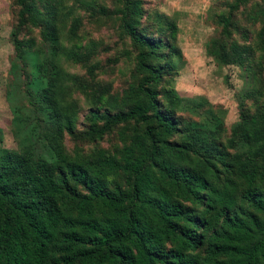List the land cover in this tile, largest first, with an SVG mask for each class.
Returning <instances> with one entry per match:
<instances>
[{
  "label": "trees",
  "instance_id": "obj_1",
  "mask_svg": "<svg viewBox=\"0 0 264 264\" xmlns=\"http://www.w3.org/2000/svg\"><path fill=\"white\" fill-rule=\"evenodd\" d=\"M121 1L120 27L136 48L139 78L125 90L124 109L89 111L85 135L93 140L131 123L128 140L117 158L70 157L52 140L50 158L0 153V264H264V111L239 113L231 134L241 152L233 160L206 129H182L155 89L163 73L153 61L170 45L142 30L140 0ZM244 1L219 18L222 37ZM30 2L15 0L11 42L20 56L18 29L40 25ZM44 30L55 38L49 23ZM222 52L215 47L218 59H226ZM64 129L72 134L68 118Z\"/></svg>",
  "mask_w": 264,
  "mask_h": 264
},
{
  "label": "rangeland",
  "instance_id": "obj_2",
  "mask_svg": "<svg viewBox=\"0 0 264 264\" xmlns=\"http://www.w3.org/2000/svg\"><path fill=\"white\" fill-rule=\"evenodd\" d=\"M30 1L40 25L18 29L20 56L11 42L15 0H0V153L50 158L52 140L70 157L117 158L131 123L93 140L85 132L89 111L124 109L125 90L139 78L136 48L120 27L122 1ZM140 1L142 30L170 45L162 49L164 59L153 61L162 65L158 99L174 109L182 129L188 123L206 129L207 140L233 160L241 152L231 134L239 113L249 118L264 111V0L239 3L223 37L218 21L234 0ZM45 22L53 27L52 40L45 37ZM218 45L226 59L216 57ZM41 101L46 105L33 107ZM65 118L72 134L64 129ZM173 138L179 141L181 133ZM120 181L119 175L110 177L109 187Z\"/></svg>",
  "mask_w": 264,
  "mask_h": 264
}]
</instances>
